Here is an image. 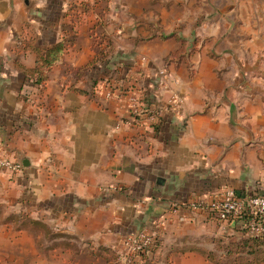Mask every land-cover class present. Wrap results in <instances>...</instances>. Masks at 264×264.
<instances>
[{
	"label": "crops",
	"instance_id": "0c3cea01",
	"mask_svg": "<svg viewBox=\"0 0 264 264\" xmlns=\"http://www.w3.org/2000/svg\"><path fill=\"white\" fill-rule=\"evenodd\" d=\"M79 2L81 17L71 0H0V139L23 163L0 169V217L29 219L0 221V264H114L122 240L142 231L160 236L146 264H215L209 253L224 257L247 236L240 221L187 203L264 190V49L238 42L237 20L197 0ZM71 21L74 43L35 85L20 68L72 37ZM102 49L109 64L86 70ZM111 76L110 99L94 84ZM129 87L159 123H126L119 93ZM41 226L60 243L45 236L42 250Z\"/></svg>",
	"mask_w": 264,
	"mask_h": 264
},
{
	"label": "built area",
	"instance_id": "2783aa9c",
	"mask_svg": "<svg viewBox=\"0 0 264 264\" xmlns=\"http://www.w3.org/2000/svg\"><path fill=\"white\" fill-rule=\"evenodd\" d=\"M165 74V73H164ZM166 77L165 75H162ZM107 97L113 98L117 91L112 82L107 85ZM164 89L168 83H162ZM120 96L128 99L130 118L126 122L130 126L141 125L142 123H159L160 111L152 104L143 102L145 95L137 89L120 90ZM173 97L170 103H175ZM0 169L17 173L23 169V163L14 160L4 154L3 143L0 139ZM191 210H208L210 218L217 222L240 221L242 230L249 235L264 238V190L257 195H242L234 190H227L221 198L210 203L196 201L187 203ZM159 233L142 231L136 235L125 237L121 246L116 250L115 264H146L147 260L160 247ZM159 243V244H158Z\"/></svg>",
	"mask_w": 264,
	"mask_h": 264
},
{
	"label": "trees",
	"instance_id": "16d2710c",
	"mask_svg": "<svg viewBox=\"0 0 264 264\" xmlns=\"http://www.w3.org/2000/svg\"><path fill=\"white\" fill-rule=\"evenodd\" d=\"M71 6L73 10L77 12V16L81 17L84 12H87L89 6L85 2H79L80 0H71ZM81 11V12H80ZM69 25L71 31L74 35L69 39H64L62 42L58 43L54 48L48 50H38L37 51V66L35 69L27 70L25 68H20L23 73L29 77L35 85H45L48 81V71L54 66L60 64L68 52L69 47L74 43L76 36V23L71 21L70 24L64 23V27ZM109 49V48H108ZM110 62L109 53L107 49H102L100 53L94 58V60L85 67L86 70L91 71L101 66L104 63ZM118 72V70L116 71ZM119 73H121L119 71ZM113 80V76L108 79L96 80L94 87L98 85L99 82H104L106 85H110ZM120 78L117 79L119 81ZM120 87V85H118ZM117 88V87H116ZM133 87L123 90H131ZM143 102L150 104L147 97L143 99ZM9 223V222H6ZM16 224V222H13ZM243 234L247 236L239 242L230 243L225 249V256L219 258L216 257L215 253H209L208 258L215 262V264H261L264 263V238L255 237L249 235L246 230H243ZM159 244V243H158Z\"/></svg>",
	"mask_w": 264,
	"mask_h": 264
},
{
	"label": "rangeland",
	"instance_id": "374dc122",
	"mask_svg": "<svg viewBox=\"0 0 264 264\" xmlns=\"http://www.w3.org/2000/svg\"><path fill=\"white\" fill-rule=\"evenodd\" d=\"M202 3H206L207 11L204 10L203 5V8L200 9L201 12L211 11V15L222 14L237 20L239 29L237 30L236 40L238 42L255 41L260 48L264 49V0H197L199 7H201ZM262 58L264 60V52ZM0 221L16 222V226L23 223L25 227L29 224V219L23 215L2 216L0 217ZM37 231L40 234L38 236L42 250L46 249L44 245L45 236L47 238L51 237L57 244L60 243V235L55 232L51 233L50 230L46 232L44 226H41L40 229L38 227ZM51 248L55 250L63 247L53 244L49 247V249Z\"/></svg>",
	"mask_w": 264,
	"mask_h": 264
}]
</instances>
